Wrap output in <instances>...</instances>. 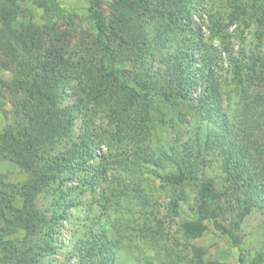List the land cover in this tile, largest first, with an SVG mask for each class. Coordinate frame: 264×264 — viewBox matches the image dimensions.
<instances>
[{
    "label": "trees",
    "instance_id": "1",
    "mask_svg": "<svg viewBox=\"0 0 264 264\" xmlns=\"http://www.w3.org/2000/svg\"><path fill=\"white\" fill-rule=\"evenodd\" d=\"M77 4L0 0V264H264V0Z\"/></svg>",
    "mask_w": 264,
    "mask_h": 264
},
{
    "label": "rangeland",
    "instance_id": "2",
    "mask_svg": "<svg viewBox=\"0 0 264 264\" xmlns=\"http://www.w3.org/2000/svg\"><path fill=\"white\" fill-rule=\"evenodd\" d=\"M49 1L51 5L54 7V10L56 11L57 17H59L63 22L67 21L68 15L73 11L75 12L81 11V8L75 9V6L79 5L77 3H79L80 0H49ZM42 12H43L42 8L38 9L37 7H35L34 10L35 18H39ZM0 107L1 108L8 107V104L4 101L3 98H1V96H0ZM2 122H3V115H0V124H2ZM180 129H183L181 124L179 130ZM177 134L178 133L172 131V127H171L170 129H163L159 133V136L173 142L174 137ZM179 137H181L179 142L186 141L185 133H181V136H178L177 138ZM216 165H217L216 168H210L208 172H213L221 167V164H218L217 162ZM5 167L7 166L3 165L1 169H4ZM156 184H158V182H156L155 185ZM156 192H157L156 196H158L162 201L166 198V192L162 186L158 185L156 187ZM161 208L165 209L164 212L168 213V218L166 219V224H165L166 226L172 224L171 222L172 219L178 222L180 220H187L194 217V212L187 205H182L181 207H179L180 213L176 218L172 217L171 212L170 210H168V207L166 205H164ZM262 221H263L262 215L251 216L249 220L247 219L245 223V227L250 232L248 233V236L246 235L247 236L246 238L248 239L246 243L243 245V247L258 249L259 247H261L260 245H263L264 227L261 226ZM202 243H204V245L208 248L207 256H206L207 260H218L220 264L236 263L239 251L236 248L232 247L230 242L223 236H218L216 234L206 235ZM254 243H257V245L252 246Z\"/></svg>",
    "mask_w": 264,
    "mask_h": 264
}]
</instances>
